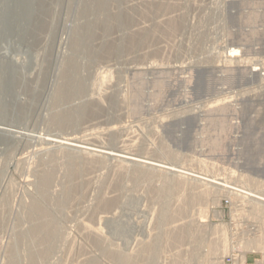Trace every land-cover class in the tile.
<instances>
[{"label":"rangeland","instance_id":"obj_1","mask_svg":"<svg viewBox=\"0 0 264 264\" xmlns=\"http://www.w3.org/2000/svg\"><path fill=\"white\" fill-rule=\"evenodd\" d=\"M49 1L30 0L29 5L28 0H0V123L32 130L18 138L0 131V264H9L10 246L21 231L44 223L27 216V208L39 198L37 184L46 171L54 173V200L68 189L69 199L65 206H51L60 234L53 241L54 252L40 264H116L112 252L139 257L129 264H142L144 250L158 237L162 246L157 264H212L216 257L226 264L233 249L242 251L234 264H264V214L254 210L253 201L193 184L186 195L203 190L205 201L192 204L183 215L181 186L187 180L177 178L181 186L170 203L174 216L161 229L158 192L164 174L144 170L151 174L147 179L140 167L110 161L102 166L85 156L83 174L70 179L66 152L41 153L38 139L39 134L81 136L87 130L107 148H126L140 157L233 180L264 197V0H111L103 14L97 7L101 0L56 1L50 13ZM106 13L114 16L110 26ZM104 20L107 28L95 25ZM77 26L84 32L94 29L89 33L92 45L75 53L71 35L81 30ZM72 55L88 85L55 101L53 93ZM10 57L26 63L24 70L31 76L26 85L13 78ZM85 106L77 120L55 123V115ZM225 199L231 202L230 215L223 208ZM216 204L222 207L218 213ZM201 207L207 215H201ZM108 215L118 220L117 226L100 220ZM198 218L221 225L216 229L220 232L212 231L214 237L208 233L211 237L198 245L170 240ZM85 225L99 229L100 238L85 231ZM241 234L247 235L244 240ZM221 235L229 246L224 255L215 256L207 239L214 242ZM233 236L240 238L237 246ZM38 241L35 250L46 251L47 241ZM20 244V264H32L28 240Z\"/></svg>","mask_w":264,"mask_h":264},{"label":"bare ground","instance_id":"obj_2","mask_svg":"<svg viewBox=\"0 0 264 264\" xmlns=\"http://www.w3.org/2000/svg\"><path fill=\"white\" fill-rule=\"evenodd\" d=\"M28 1H29V5H30V0H28ZM56 1H60V0H50L49 1L50 3L47 6L48 12L50 11L51 6L54 7V5H52V4H54L53 2H56ZM95 1H97V0H95ZM95 1H92V2H95ZM109 2H111V0H101L99 2V5L97 6V7H99L98 8L99 9L98 10V13L100 12V14H103L105 12H108L109 5H110ZM86 4H88V3H86ZM93 4H95V3H93ZM85 5L82 4V6H85ZM94 6H92V7H94ZM97 7L95 6L94 8H97ZM81 8H83V7H81ZM28 9H30V12L32 13V10L33 9H31L30 6H29ZM96 11L97 10H95L94 12H96ZM90 13L92 14L93 12H90ZM81 14H82V12H81ZM52 16L53 15H51V17ZM107 16L106 17H107L108 20L111 19L108 22L106 21L107 24L109 25L110 23H112V20H113V17L114 16L109 15V13L107 14ZM102 17H103V15H102ZM120 17L118 16V18H116V19H118V20H116L117 22L119 21ZM52 18H54V16ZM95 18H96V15H95ZM97 18H98V16H97ZM101 20L102 19H100V21ZM46 21H48V20H46ZM51 22L52 21H50V23ZM86 24H87V22H86ZM90 24H89V26H90ZM97 24H98V26H101L102 25L104 28L106 27V26H104V24H106L105 23V20L103 22H100V23H95V25H97ZM80 26H81V24H80ZM71 28H72V26H71ZM78 28H80V27H78ZM74 29H76V28H74ZM88 29L87 30L85 29L86 30L85 32L82 31V29L81 30L76 29V31L74 32V34L71 35V36H73V39L71 38V40H72L71 41V45H72V49H73L72 51L73 52L76 53L77 51H79L80 48H87V47H89V46L92 45L89 42V39H90L89 38L90 37L89 36V33H91V31L94 28H91V29L88 28ZM133 42H134V40H133ZM93 50H94V48H93ZM95 51H98V49H95ZM3 57H1V58H3ZM9 61H10V65L13 66V68H14L13 78L16 79L17 82H19V81L22 82V85H26L29 82V79H30L29 77H31V76H28L27 73L24 70L25 69L24 68L25 67L24 64L26 65V63H23L22 61H20L16 57H10L9 58ZM66 66H68V65H66ZM66 66H65L64 70L62 71V78H61L62 79V84L58 85L56 87V89L54 88L55 91L53 93L54 94V97L53 98H54L55 101H60L62 99H65L69 95L72 96L74 94H79V93H81L83 91V89H85L86 85H88V83L85 84L86 80L81 75L80 69H79V65L75 61L74 56L69 61V67L66 68ZM0 82H1V80H0ZM10 86H12V85H10ZM17 92L18 91L15 90V93H17ZM15 95H16L15 96V99L19 103V101L22 98H21V96L19 94H15ZM86 108H87V106H85L83 108H80V109H76L74 112L72 111L73 113L68 114V115H66L67 113H65V115H58V116L55 115L54 121H55V123H57L59 125H62L64 123H66L69 119L72 120L73 118L74 119L79 118L82 115V113L86 111ZM4 112H2V113H4ZM73 121L75 122V120H73ZM1 122H3V121H1ZM27 128L26 127L25 128H22V127H16V126H9V125H6V123L5 124L4 123H0V131H5V132H8V133H11L15 138H18L20 136H22V137L29 136V134H31V131L32 130L30 131ZM83 132H85V131H83ZM86 132H88V131L86 130ZM86 132L83 133L81 136H71V137L70 136H68V137H60V136H56V135L54 136V135H46V134L45 135H41V134L38 133L40 135V137L38 139L41 140L42 145H43V148L40 149V152L41 153H52V152H56V151L66 152V154L68 155V157H67L68 158L67 159V161H68V172H67V174H68V177L70 179L75 178L77 176H81V174H83L82 173L83 172V164L86 163L85 162L86 161L85 156L95 157L97 159V160H95V161H97V164H102V166H103V163L104 162H107V161L109 162L110 161V162L120 163L121 165L123 164V165H132L133 167L134 166L140 167L141 169H143L142 172H144V170H147L149 172L151 171V172H158V173L164 174L162 178L164 179V182L165 183L163 185V188L160 190V193L158 192L159 195L157 194L158 196H160V200L163 201V208H162V211H161V214H160V217H159V221H158V224L160 225L161 229L165 228L166 223L168 222V220H170L174 216L173 214H171L172 211L170 210V203L172 202L171 201V198L174 197V196H172L174 190L177 187H180L181 186L179 184L180 182L176 181L177 178H179V179L180 178H183L184 180L185 179L187 180V182L185 180L186 183L184 182L185 184H183V186H181V188L184 189V193H183V197L182 198L184 199V205L185 206H183L179 210V213L180 214H183V215H184V213L186 214V210L187 209H190L191 206H192V204L194 205V203H198V205H199V204H202L205 201V200L203 201V199H204L203 198V194H202L204 192L203 190H201L200 192H197V193L190 192L188 190L189 191L188 192L189 194L186 195L187 192H185V191L187 190V187L188 186L190 187L193 184L201 185V186L205 187L206 189H212V191L213 192L215 191V193H217V194L218 193L221 194V193L224 192V193L227 194L226 195L227 197H231L233 199H239V198H242L243 197V198H245L247 200H251V201H253L252 203L255 205L254 210L256 209V211L259 214L260 213L264 214V197L262 196L263 197L262 198V197L258 196V195H261L260 194L261 192L259 193V192H256L254 190H253L254 191L253 192V191H251L249 189L240 188V187H238V185H235L234 183H231L233 180L231 182L230 181L228 182V181H225L223 178H222L223 180H221V179H217V177L216 178H213V177H210L208 175H204V174L198 173L197 171L194 172V169L193 170H190V169H186V168H184L182 166L172 165V164L164 163V162L157 161V160L150 159V158H146V157H140V156H137V155L133 154L131 150H128L126 148H119V147L117 149L107 148V147L102 146L101 144H99L98 141L96 142V139H94V136H95L94 134L86 133ZM95 138H97V137L95 136ZM44 155L46 156L47 154H44ZM52 155H54V154H52ZM75 156H77V157H75ZM52 158H53V156H52ZM51 160H54V159H51ZM46 164H47V162H46ZM134 169H135V167H134ZM146 172L141 173V170H140V173L142 175L144 174V176L147 179H151V174L146 173ZM52 173H53V171L52 172L51 171H49V172L46 171L45 173L41 174L40 183L37 184V185H39V187L38 186L37 187L40 188V191H39L40 193L38 194L39 195V198L35 199L32 202V205H29V207L27 206L28 207L27 208L28 211L26 210L27 211V216L29 214L31 217H35L34 218V221L36 220V222H38L37 221V218H36V217H38L39 219L42 220V222L44 221V223H42V224L39 223V225L38 224L37 225H33L26 232H22L21 231L22 234H20V236L17 238V240L16 241L14 240V243L10 246L9 259H8L9 260V264H20V261H21V259H20L21 258V255H20V245L21 244H20V242L22 240H28V242H29V246H30V251L29 252L30 253H29V256L28 257L30 258L32 264H40L41 262H43L42 260H44L47 255H50V253L54 252V250H55V247L56 246L54 245V242L53 241L59 236L58 234H60V232L58 233V228L59 227L57 228V222H56V220H54L55 218L54 219L51 218V215L53 214V212H51V206H53V205L58 206V207L65 206L66 202L69 199V189L60 198H58V199L55 198V200H54L53 196L51 195V191H50V189L52 187L51 184H52V181H53V174H54V173L53 174ZM207 174H208V172H207ZM152 177H153V174H152ZM208 192L210 193V191H208ZM158 196H157V198H158ZM155 197H156V195H155ZM179 197H181V194L179 195ZM208 198H210V197H208ZM176 199H178V197ZM107 204L109 205V203H107ZM254 205H252V206L254 207ZM192 207H194V206H192ZM216 207L219 208V209H217L215 211V213H218V211H220V209L222 207L219 206V205L217 206V204H216ZM52 208L54 209V207H52ZM201 208H203V207H201ZM203 209H205V208H203ZM199 212L201 213V215L202 214H205V213L207 215L208 210H207V212H206V209L205 210H201ZM183 215H181V216H183ZM201 215H200V217L202 218L203 216H201ZM260 216H258V217L260 218ZM261 217L263 218V216H261ZM101 218H100L101 221L104 220L107 223L112 224V226L113 225H116V226L118 225V222H117L118 220H116L115 218L109 217V215H108V217L107 216H103ZM263 219H262V221H263ZM189 220H191V219H189ZM195 220H196V217L194 219V223H195ZM194 223L189 222L185 226L181 227L178 232L176 230L177 233L174 232L173 233V236H172V239H170V240L175 241L176 243L177 242H183V241L187 240L189 243L191 241H193V242H195V244H197V243L198 244H201L203 241H206L205 240L206 239L205 237H211V236L214 237L213 235H215V234L213 233V235H211V232L214 231V230H216V229H218L219 226H221V225H216L215 226L213 224H206L207 222H204V220L202 221L200 219L198 221H196V224H194ZM89 227H88V225H85V227H83V228H84V230L86 229V230H88V232L93 233V235H95V237L99 239L100 238V232H98L99 229L98 230L95 229V228L94 229H91L92 227L91 226H89ZM219 230L218 231L216 230L217 232H215V233L220 232ZM222 231H221V233H222ZM163 232H164V230H163ZM208 233L211 236H206ZM216 236H218V235L216 234ZM221 237H224V236L221 235ZM101 238H102V236H101ZM215 238H217V237H215ZM224 238H219L217 240L215 239L216 241H214V242L211 241V240L208 241V239H207L209 248L208 247H206V248H208V250L210 249L211 253L214 254L215 256H217V255L219 256L220 254H223L224 255L225 252H227V249H228V246H229L228 240L226 238L225 239ZM40 239L42 241L43 240L47 241V244H48V247L45 246L47 250L44 251V252H39V251L35 250V246L38 245L37 243H39L38 240H40ZM167 239H168V237H167ZM167 239H166V241H167ZM209 239H211V238H209ZM252 240H251V243H252ZM260 240H261V238H260ZM154 241H156V242L153 245L152 244L151 245L149 244V246L146 248V250H144L145 251L144 254L146 255L147 258H144L143 259L142 264H157L156 261H158V258H159L158 256L160 254V247L162 246V241H161V238L160 237H158L157 240L155 239ZM193 242H192V244H193ZM261 242H263V241H261ZM150 243H152V242H150ZM251 243L248 242V244H251ZM253 243L256 244L255 242H253ZM45 244H46V242H45ZM197 245H195V246H197ZM43 246H44V244H43ZM201 248H202V245H201ZM43 250H45V249H43ZM206 252H207V250L205 249V253ZM194 253H196V251ZM198 254H200V253H198ZM196 255H194V256H196ZM206 255H205V257L207 258V257H209L210 254L208 256H206ZM111 256H112V258L115 259L116 264H127V263L129 264L133 260H136V261L140 260L139 257L138 258L135 257L134 259L127 258V257H124V256L118 254L117 252L116 253H113L112 252L111 253ZM194 256H191V257H194ZM196 257H198V256H196ZM212 259H215V261H213L212 264H221L223 262V261H221L222 260V257H219V258L216 257V258H212ZM198 260L200 261L201 259H197L196 261H198ZM209 262H210V260H209ZM209 262H208V264H209ZM203 263H204V261L201 264H203ZM191 264H193V262H191ZM196 264H199V263L196 262ZM205 264H207V262Z\"/></svg>","mask_w":264,"mask_h":264},{"label":"built area","instance_id":"obj_3","mask_svg":"<svg viewBox=\"0 0 264 264\" xmlns=\"http://www.w3.org/2000/svg\"><path fill=\"white\" fill-rule=\"evenodd\" d=\"M223 208H224V210L230 215V213L232 212V207H231V202H230V200L229 199H225L224 201H223ZM228 220H229V218H228ZM231 229H235V228H231ZM251 235V234H250ZM245 236H247V235H244V234H241V237L240 238H242L243 240H244V237ZM234 237V239H233V241H235L234 242V244H235V246H237L238 244H237V240H239L240 238L238 237H235V236H233ZM242 253V251L241 250H239V249H233L232 250V252L230 253V255H228L226 258V264H234V258H240V254Z\"/></svg>","mask_w":264,"mask_h":264}]
</instances>
